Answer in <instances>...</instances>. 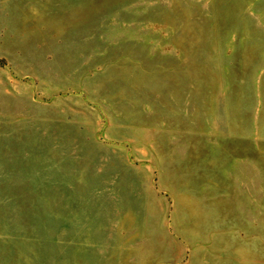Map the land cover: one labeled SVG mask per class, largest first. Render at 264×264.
Masks as SVG:
<instances>
[{"label": "rangeland", "instance_id": "rangeland-1", "mask_svg": "<svg viewBox=\"0 0 264 264\" xmlns=\"http://www.w3.org/2000/svg\"><path fill=\"white\" fill-rule=\"evenodd\" d=\"M0 264H264V0H0Z\"/></svg>", "mask_w": 264, "mask_h": 264}]
</instances>
